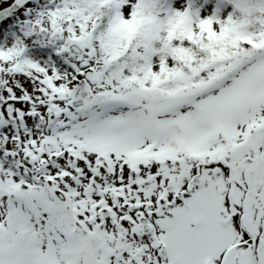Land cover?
I'll use <instances>...</instances> for the list:
<instances>
[{
    "label": "snow or ice",
    "instance_id": "snow-or-ice-1",
    "mask_svg": "<svg viewBox=\"0 0 264 264\" xmlns=\"http://www.w3.org/2000/svg\"><path fill=\"white\" fill-rule=\"evenodd\" d=\"M33 3L0 43V264H264V0Z\"/></svg>",
    "mask_w": 264,
    "mask_h": 264
},
{
    "label": "rangeland",
    "instance_id": "rangeland-1",
    "mask_svg": "<svg viewBox=\"0 0 264 264\" xmlns=\"http://www.w3.org/2000/svg\"><path fill=\"white\" fill-rule=\"evenodd\" d=\"M8 7V5L7 4H5V5H0V13H1V11H3L5 8H7Z\"/></svg>",
    "mask_w": 264,
    "mask_h": 264
},
{
    "label": "trees",
    "instance_id": "trees-1",
    "mask_svg": "<svg viewBox=\"0 0 264 264\" xmlns=\"http://www.w3.org/2000/svg\"><path fill=\"white\" fill-rule=\"evenodd\" d=\"M2 1V0H1ZM5 1H9V0H5ZM0 32H1V30H0Z\"/></svg>",
    "mask_w": 264,
    "mask_h": 264
}]
</instances>
